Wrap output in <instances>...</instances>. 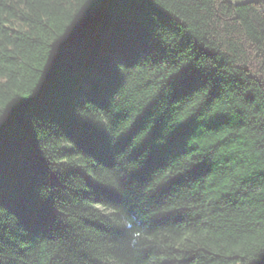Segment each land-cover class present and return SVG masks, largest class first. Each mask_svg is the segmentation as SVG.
<instances>
[{"label": "trees", "instance_id": "16d2710c", "mask_svg": "<svg viewBox=\"0 0 264 264\" xmlns=\"http://www.w3.org/2000/svg\"><path fill=\"white\" fill-rule=\"evenodd\" d=\"M0 264H264V1L0 0Z\"/></svg>", "mask_w": 264, "mask_h": 264}, {"label": "water", "instance_id": "95a60500", "mask_svg": "<svg viewBox=\"0 0 264 264\" xmlns=\"http://www.w3.org/2000/svg\"><path fill=\"white\" fill-rule=\"evenodd\" d=\"M264 1V0H263Z\"/></svg>", "mask_w": 264, "mask_h": 264}]
</instances>
